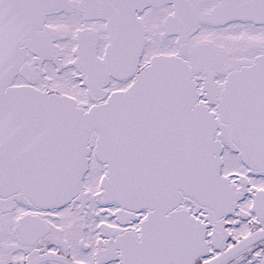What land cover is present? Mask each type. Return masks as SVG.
Wrapping results in <instances>:
<instances>
[{
	"label": "snow or ice",
	"instance_id": "obj_1",
	"mask_svg": "<svg viewBox=\"0 0 264 264\" xmlns=\"http://www.w3.org/2000/svg\"><path fill=\"white\" fill-rule=\"evenodd\" d=\"M0 264H264V0H0Z\"/></svg>",
	"mask_w": 264,
	"mask_h": 264
}]
</instances>
